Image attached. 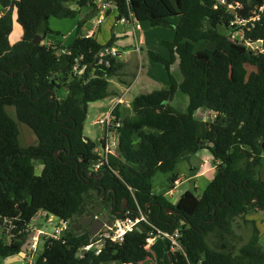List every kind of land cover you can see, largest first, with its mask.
<instances>
[{"label": "trees", "instance_id": "16d2710c", "mask_svg": "<svg viewBox=\"0 0 264 264\" xmlns=\"http://www.w3.org/2000/svg\"><path fill=\"white\" fill-rule=\"evenodd\" d=\"M113 2L118 21L174 31L171 42H162L170 60L150 53L166 69L169 88L134 97L130 115H123L119 104L112 108L111 117L119 123L117 152L95 170L96 144L83 136V128L89 104L117 95L109 90V80L123 74L120 51L99 63L101 50L112 48L117 38L111 34L102 45L96 35H82L86 21L98 12L93 0H0V221L18 219L11 243L0 238V261L21 251L27 237L23 230L37 213L70 221L92 191L101 194L103 188L113 199L114 212L126 201L117 218L141 211L147 223L126 233L122 244L109 243L98 255L87 251L82 257L75 254L91 244L90 233L76 236L71 229L64 243L45 241L33 264H155L145 247L148 234L157 230L180 233V250L171 251L164 240L160 264H264L255 223L251 221L252 234L238 249L233 229L237 218L264 213L259 174L264 157V46L247 53L249 45L264 42V14H253L264 0ZM229 6L237 7L235 13ZM83 8L90 12L78 21L69 45L47 42L49 35L59 34L50 28L51 18H74ZM14 14L23 34L10 45ZM230 30L238 37L227 36ZM36 37L40 42L33 44ZM205 41L216 46L210 50ZM78 56L82 59L73 75ZM175 63L180 83L171 72ZM179 89L188 99L184 112L170 105ZM7 107L14 108L15 120ZM200 109L214 119L196 117ZM17 122L34 134L36 144L20 145ZM201 150L211 155L215 174L200 196L185 191L173 205L165 195L153 193L157 173L168 175L173 185L177 164ZM37 160L43 163L40 175L34 173Z\"/></svg>", "mask_w": 264, "mask_h": 264}, {"label": "rangeland", "instance_id": "374dc122", "mask_svg": "<svg viewBox=\"0 0 264 264\" xmlns=\"http://www.w3.org/2000/svg\"><path fill=\"white\" fill-rule=\"evenodd\" d=\"M99 2H101V0H93V3L98 4ZM246 3H251V0H246ZM230 9H232L233 13L234 9L237 7H232L229 6ZM258 10L255 12H253V14L260 12L261 14H264V4L257 8ZM90 12V10H87L86 8H83L79 11L80 14L83 13V16L77 14L74 18H68V19H56V18H52L51 19V24L52 27H50L53 31L58 32V35H49L47 37V42H53L55 44H62V45H69L72 40L75 37V32H76V27H77V23L79 20L82 19V17L84 18L88 13ZM92 14V12H91ZM15 15H13L14 17ZM98 12L93 14L92 18L88 19L86 21L85 24L88 23H94L96 22L97 18H98ZM172 22H176V18H172L171 19ZM241 22L240 21H236L235 25H239ZM140 30L138 32V35L142 38V43H140V51L139 52H135L136 50L134 46H131L130 48L132 49V51L134 52V54H131V60H132V65L127 63V58L128 56L125 53V49H127L128 47H122L120 48V50L123 52V56L120 59L121 61H125V68L123 70V74L119 75L117 77H112L110 78V86H109V90H113L115 92H117L116 97L115 96H111L101 102H96V103H92L88 105V111H87V116L84 122V128H83V136L88 138L90 141H92L93 143L96 144V149H98L99 153H103V149L102 146L100 145V143H98L99 138L101 137V135L103 136L104 132H103V127L100 125H96L95 122L98 119H102L104 118V116L106 115V113L108 111L111 110V105L113 103V101H116L118 98L122 96L123 91L127 88L128 85H130L131 83H133L136 74L132 76L133 73H137L138 69L140 70V65H144V70L149 77H151L153 80H155L158 84L155 85H151V84H138L137 82V87L136 86H132L129 89L128 93H125V95L123 96V98L125 100H121V102L117 103L114 102L116 105L119 104L120 108L122 109V114L123 115H130L132 113L131 110V102L133 100L134 97H136L139 94H146L148 92H152L154 90H162V89H168L169 88V79H168V74L166 69L164 68V66L162 64L156 63L154 61H152V59L150 58V53H154L157 54L167 60H170V55H169V50L162 45L163 41H167V42H171L173 40L174 37V31L170 28H165V27H152L150 26V24L148 22H140ZM112 27L114 28L115 32L119 31L122 27H123V23L121 21L116 20V13H115V9H109V11H107L104 15H103V22L100 26H98L96 28V38L98 40V42L102 45H104L108 39L110 38V35L112 33ZM127 28V26H126ZM126 28H123L124 30ZM130 28V27H128ZM17 29V28H16ZM122 30V31H124ZM15 32V30H14ZM13 32V33H14ZM220 32H223L222 29H220ZM225 34L227 36H230L232 38H237L238 37V32H233V30L227 31L225 32ZM64 36V38H63ZM72 36V37H71ZM204 45L212 50L214 49V47L216 46L215 42L212 41H205ZM116 45L114 44L113 48H115ZM116 50V49H115ZM121 54V53H120ZM123 59V60H122ZM143 71H141V74L143 73ZM171 72L174 75V77L176 76V80L180 83L181 82V75L178 72L177 69V64H173L171 67ZM144 77V75H143ZM125 82V83H122ZM64 89V88H63ZM59 91V96H62V94L64 93V90ZM114 93V92H113ZM187 96L182 92L181 89H179L178 94L176 96V98L174 99L173 102L170 103V105L174 108H176L177 110H179L180 112H184L186 111V107H187ZM7 113L9 114L10 117H12L15 120V111L13 107H7L6 108ZM196 116L203 120V121H211L214 119V115L210 114L208 111L202 113H196ZM17 127H18V131H19V139H20V145L23 147H27L30 145H33L34 143H36V138L34 136V134L24 125L20 124L19 122H17ZM205 154H203L205 157H207L208 159V165H212L209 164L211 163V159L208 155V151L205 150ZM194 159H197L196 161L199 162L202 160V157L200 155L198 156H194V155H185L183 161H181L180 163L177 164L176 168H175V172L177 177H181L182 175H187L188 176V169L189 167H187L186 163L191 164V165H195L196 168H198L197 172H200L201 170L199 169L200 164L197 163L196 161H194ZM40 163V164H39ZM39 164V165H38ZM204 164V163H203ZM41 165H43L42 161H35L33 166H34V173L35 175H40L41 171H42V167ZM202 166V165H201ZM39 167H41L39 169ZM194 167V168H195ZM214 170L210 173L207 174V176H205V178H210L213 174ZM260 176L261 178L264 180V157H263V161H262V168L260 171ZM184 178L186 179L187 177L184 176ZM204 178V179H205ZM206 180V179H205ZM182 181V180H181ZM183 182V181H182ZM193 182V181H191ZM191 182H185L183 185H181L178 188V194H182L185 190H190L191 192H193L196 196H200L202 194V191L205 188V182L204 181H200V178L197 179V188L194 189L192 188ZM174 186L170 185L169 181H168V175L165 174H161V173H157L153 179H152V191L154 194L156 195H168L169 189H172ZM178 198V196L174 195L172 197L171 203L173 205H175V199ZM168 199V198H167ZM48 218L52 220V224L49 225L46 223V220L43 218H39L38 220L34 221L32 223L33 226H35L36 228L40 229V230H44L45 232H52L53 227L56 226L59 223V219L51 214H47ZM251 221H253L255 223L256 228H258L259 232H260V245L262 246L263 250H264V213L263 212H253L250 213L249 215H247L246 217L242 218H237L234 221V225H233V229L235 232V240H236V249H238L240 246H242L243 244H245L251 234H252V224ZM247 222V223H246ZM26 240L24 241L23 245H25ZM22 245V246H23ZM43 245L44 242L43 240H40L39 245H38V250L39 252L42 251L43 249ZM164 240L163 239H156V241L154 242V244L151 246L150 250H152V254H153V258H154V262L155 264H160L162 259H163V255L165 253L164 251ZM21 252V251H20ZM19 252V253H20ZM8 260V259H7ZM7 260H3L0 261V264H6L5 262ZM10 264V263H7Z\"/></svg>", "mask_w": 264, "mask_h": 264}, {"label": "built area", "instance_id": "2783aa9c", "mask_svg": "<svg viewBox=\"0 0 264 264\" xmlns=\"http://www.w3.org/2000/svg\"><path fill=\"white\" fill-rule=\"evenodd\" d=\"M72 6V5H71ZM115 8V3L113 0H101L98 4V18L96 20V25H100L103 20L104 12ZM122 23H127L124 19L120 20ZM89 37V36H86ZM116 50L112 47L109 49H103L99 53V63L102 64L103 58L106 55H114ZM82 59V56H78L74 60L75 64L72 66L71 72L73 75L78 73V61ZM108 62H106V65ZM111 110L107 115L102 119H98L95 124L103 127V136L102 139L104 141V145L102 146L103 153H97L99 160H97V166H95V170L100 167L104 162H107V158L109 155H116L117 152V144H118V136L115 133V127L119 126V123L115 121L113 117H111ZM135 219L132 221L130 218H116L115 220H111L108 223L104 224L98 233L95 236V240L92 241L91 236V244L86 248L82 249L87 251H92L96 255H98L107 244H115L120 245L124 241V236L126 233L133 231L140 222L147 223L146 217L138 211V216H134ZM39 218H43L46 220V223L51 225L52 220L48 218L47 213L39 212L37 213L31 224L24 229L25 233H27L26 242L27 248L26 251L17 262L11 264H33L35 257L41 253L38 250V245L40 240L43 242L52 239L54 241H61L64 243L65 235L72 228V221H64L59 219V223L53 227L52 232H45L44 230H40L32 225V223ZM17 222L18 219H4L0 221V238H3L6 244H10L14 234L12 230L16 228L14 222ZM180 233L175 231L174 233L164 232L157 230L156 234L149 233L146 238V250L150 251L151 246L154 244L156 239H163L169 243V247L171 251L180 250L181 246L179 243ZM29 240V242H27ZM80 252V251H79ZM79 257H82V254H79ZM9 259V258H7ZM6 259V260H7ZM7 264V261L5 262Z\"/></svg>", "mask_w": 264, "mask_h": 264}, {"label": "crops", "instance_id": "0c3cea01", "mask_svg": "<svg viewBox=\"0 0 264 264\" xmlns=\"http://www.w3.org/2000/svg\"><path fill=\"white\" fill-rule=\"evenodd\" d=\"M79 15L80 16L81 15L83 16V13L82 14L79 13ZM51 19L49 21V26L50 27H52V25H53V24H51ZM102 22H103V20H102ZM102 22H101V24H102ZM100 25H96V22L91 23V24L90 23L84 24V26L82 28V35L85 36V37L86 36L97 35L96 34V28L98 26H100ZM126 26H127V28H126ZM128 27H130V28H128ZM123 28H126V29L124 30ZM14 30H15V32H14ZM122 30H124V31H122ZM139 30H140V25H139V23L137 21H130V22H127V23H123V27L119 31H116V32H115L114 28L112 27V33L111 34H114V36L117 38V41L115 42L116 47L114 49H116V51H120V53H121L120 54L121 55L120 56V59H121L122 56H123V52L120 50V48H122V47H128L127 49H125L126 50L125 53L128 56L127 63L130 64V65H132V60H131V56L132 55L131 54H134V52L132 51V49L130 47L131 46H134L135 47L134 50H136L135 52H139L140 51V48H139L140 43H142V41H143L142 38L138 35ZM22 34H23L22 28L16 22V15H15L13 17V28H12V32H11L9 38H8L10 45H13L16 42H18L21 39ZM63 38H64V36H63ZM51 43H53V42H51ZM122 63L124 64V66H123V70H124V68H125V61L123 60ZM137 69H138V72L137 73H133L132 76H131V77H133L136 74V77H135L133 83H131L130 85L127 86V88L123 91L122 96L117 97L118 99L116 101H113V103L111 105L112 108L115 106L114 105L115 104L114 102L119 103V102H121V100H125L123 98V96L125 95V93H128L129 92V89L132 86H136L137 87V82L140 85H141V83L142 84L147 83V84H151V85H155V84H158L159 83V82L157 83L155 80H153L151 77H149L148 74L145 71H143L144 70V65H140V70H139V68H137ZM141 71H143L142 74H141ZM143 75H144V77H143ZM122 83H125V82H122ZM110 91H112L114 93H117V92H115L113 90H110ZM148 93H150V92H148ZM148 93H146V94H148ZM108 112L106 113V115L108 114ZM101 139H102V135L99 138L98 143H100ZM19 142H20V139H19ZM34 144H36V143H34ZM96 152L99 153L98 149H96ZM205 152H206L205 150H201V151L197 152L194 155V156L200 155L202 157V160L199 161V162L196 161L197 159H194V161H196L197 163L200 164V166H199L200 168L199 169L201 171L200 172H197L198 171L197 170L198 168H196L195 165H191V164L186 163L187 167H189V169H188V176L187 175H182L180 178L177 177V180L175 181L173 188L169 190L168 195L165 194V196L168 198V200L169 199H172V197L174 195L175 196L177 195L178 198L175 199V203L178 202L179 197L181 195V194H178V188L181 185H183L185 182H191V181H193V182H191L192 188L196 189L197 188V186H196L197 185V179L200 178V181H204L206 183L205 184V188H206V186L208 185V183L211 181V179L213 178V176L215 174V167H214L213 159H212V157H211V155L209 153H208V155H209V157L211 159V163H209V164H212V165H209V166L206 167V165H208L207 163L209 161L207 160L208 158L203 155V154H205ZM34 162L35 161H33V164H34ZM41 167H42V170H43V165H41ZM41 167H39V169ZM213 170H214V172H213L212 176L210 178L209 177L208 178H205V176H207V174L210 173V172H212ZM175 174H176V172H175ZM184 176H186L187 178L185 179ZM185 191H190V190H185ZM169 201L171 202V200H169ZM150 252L152 253V250H150Z\"/></svg>", "mask_w": 264, "mask_h": 264}, {"label": "water", "instance_id": "95a60500", "mask_svg": "<svg viewBox=\"0 0 264 264\" xmlns=\"http://www.w3.org/2000/svg\"><path fill=\"white\" fill-rule=\"evenodd\" d=\"M39 42H40L39 37H36L33 40V44H38ZM262 46H264V42L257 41L254 44H251L247 47V53L250 54L252 50H254L256 48H260ZM65 69L66 68H64L58 76H61V74L65 71ZM200 112L204 113V112H206V110L200 109V110H198V113H200ZM262 149L264 151V144H262ZM55 156L58 157V152L55 153ZM93 165L97 166V161H94ZM92 193H93V198L91 200H89L90 201L89 205H86V203H85L83 205V208L80 210V212L73 216V219L71 220L72 221L71 228L75 230L76 236H80V235L85 234L87 232L85 230H82V228L85 227L87 224H89V230L88 231L90 233V236H93L92 241H94L96 234L98 233V231L101 229V227L104 224L108 223L112 219L115 220L118 215H120L124 212V210L126 209L125 208L126 201H125V204L122 206L120 212H116L113 214V211L110 207H107L106 209L102 210L101 208L103 207V203L101 201H98V202L96 201L100 194H98L96 191H92ZM104 193H105V190L102 188L101 195ZM85 208H87V209L95 208L92 213L95 215H98V217L94 218V216L92 215L89 218L85 219L84 216L81 215L82 211ZM124 218H130L132 221L135 219V217L133 215H130V214H126L124 216ZM27 242H29V240ZM26 248H27V243L22 246L21 252L15 256H13V257H10L7 260V263L11 264V263L17 262L21 257H23V255L26 251ZM85 252H86L85 250L77 252L75 254V257H78L79 254H85ZM167 255L169 257V260L172 261L171 253H168Z\"/></svg>", "mask_w": 264, "mask_h": 264}, {"label": "flooded vegetation", "instance_id": "af4514ba", "mask_svg": "<svg viewBox=\"0 0 264 264\" xmlns=\"http://www.w3.org/2000/svg\"><path fill=\"white\" fill-rule=\"evenodd\" d=\"M91 179H94L95 182L97 181V178L95 175H91ZM92 198H93V196L88 198V200L86 201V205H89V202H90L89 200H91ZM96 201L97 202L101 201L103 203V207L101 208L102 210L106 209L107 207H110L113 211V214L116 213V212H114L113 207H112L113 206V199H112V197H110V195L108 193H104L102 195L100 194ZM94 209L95 208H91V209L85 208L82 211L81 215H83L85 219L89 218L92 215L94 216V218H97L98 215H95L92 213L94 211ZM82 230L89 232L88 231L89 230V224H87L85 227H83Z\"/></svg>", "mask_w": 264, "mask_h": 264}, {"label": "clouds", "instance_id": "9594fccd", "mask_svg": "<svg viewBox=\"0 0 264 264\" xmlns=\"http://www.w3.org/2000/svg\"><path fill=\"white\" fill-rule=\"evenodd\" d=\"M97 7H98V4H97Z\"/></svg>", "mask_w": 264, "mask_h": 264}]
</instances>
